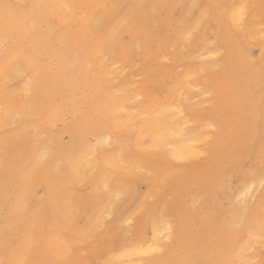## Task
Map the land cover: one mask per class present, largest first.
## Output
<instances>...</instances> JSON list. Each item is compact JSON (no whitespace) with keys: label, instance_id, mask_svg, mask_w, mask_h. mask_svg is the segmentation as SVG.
Masks as SVG:
<instances>
[{"label":"bare ground","instance_id":"bare-ground-1","mask_svg":"<svg viewBox=\"0 0 264 264\" xmlns=\"http://www.w3.org/2000/svg\"><path fill=\"white\" fill-rule=\"evenodd\" d=\"M261 13L260 0H0V264H83L64 254L85 240L111 255L103 264H140L145 253L147 264H247L244 252L264 242ZM187 24L202 26L200 41ZM179 47L225 54L226 69L206 79L216 101L207 116L186 107L194 77L169 79L156 64L179 65ZM139 49L149 58L132 86L121 73ZM16 79L29 93L20 106L1 92ZM188 187L203 192L199 207ZM165 195L185 213L142 204ZM136 211L140 245L114 249L117 222Z\"/></svg>","mask_w":264,"mask_h":264},{"label":"rangeland","instance_id":"rangeland-1","mask_svg":"<svg viewBox=\"0 0 264 264\" xmlns=\"http://www.w3.org/2000/svg\"><path fill=\"white\" fill-rule=\"evenodd\" d=\"M240 1V0H236ZM260 4L262 6V13H261V24L264 25V0H260ZM211 20H213V15L211 14ZM213 26V31L211 32L212 35H214L217 39H221L222 34L220 29L216 26L215 22H210V26ZM184 30V31H183ZM181 31H183V34L187 33H192L193 32V37L194 40L200 41L201 36L203 34V28L202 26L198 27L196 30L192 29V25H186L181 28ZM211 31V28H210ZM164 37L169 38V40L172 42V38H170V33H163ZM219 39V40H220ZM251 44V43H250ZM251 47L255 48L254 50L256 51V48L254 44H251ZM176 52L179 51V53L182 55L184 58L182 62H179V65L177 63H173L172 58L168 61L163 62L162 60L158 59L156 61L157 66L164 67L169 70L168 78L169 79H175L178 76L180 79L185 78V77H194L193 81L196 82V84H200L198 86V89H193L187 91V104L186 107H190V109L198 116H207L209 115V111L214 107L215 105V95L214 93H204L205 89L207 88L206 86L209 85L206 82V79L209 77V75H214V74H219L221 73V70L226 69V64H225V54L220 50L217 51V55L211 60L203 59V58H194L190 55V47L181 49L180 47L177 49H174ZM178 50V51H177ZM173 51V50H172ZM174 51V52H175ZM140 56L138 57L137 62H135L131 67L125 69L122 71L121 76L122 77H127V78H132L134 80L135 84L132 86H136L137 82L142 79L141 75H136L138 74L141 69H142V62L145 59H148L149 57L146 56L142 50L139 49ZM252 57H256V54H252ZM204 64H207L206 66L203 67ZM120 67L118 65L117 67L111 66L112 70L117 69ZM201 69V70H200ZM200 70V72H198ZM114 77V76H112ZM23 82L20 79H16L15 81H12L9 83V85L4 86L1 89V92H6L12 94L16 102H19V106L22 105L25 102V97L29 94L28 92L24 91L26 90L25 88H22L21 85ZM169 89H164L162 91L157 90L155 92H150L148 95L150 98H154V96H159L160 98H163L166 96L167 92ZM214 112H211L213 114ZM216 119L215 117L212 118L211 124H215ZM197 124V123H196ZM200 124H197L198 130L201 129L199 126ZM60 126V125H59ZM58 126V127H59ZM190 127L194 128L196 127L195 125H191ZM216 133V130L211 127V134ZM6 136V134H4ZM187 165V164H186ZM174 166L177 167L178 164L174 163ZM177 170L173 171V174H176ZM186 192L188 194H191V199H189L191 205L194 207H199L204 198V194L202 191H196L192 190L191 188H187ZM262 193V189H257L255 193L251 195V198L248 199L246 203V210H243V213L246 214L248 209L253 207L258 200L259 195ZM124 199H120L117 204L122 203ZM178 202V207L180 208V199L177 198H172L169 195H165L162 199H146L142 201L143 206L145 209H148L155 203H157V209L162 210L163 208H170L171 206L175 205V203ZM182 213L184 214V208H180ZM245 209V208H244ZM140 211V210H139ZM139 211L133 212L132 215L129 212H126L122 215L123 218H129L131 221H123L119 220L116 224V228L118 230V235L115 238V247L119 248L122 246H133L136 245L139 242L140 239V234H139V229L141 227V221H142V213H139ZM162 212V211H161ZM163 214V212H162ZM168 215V214H165ZM160 216V215H158ZM112 219L110 218H105L101 221L99 227L95 230L96 235L103 234L105 230L107 229V226L109 223H111ZM74 222L70 221L67 223V228L70 226H73ZM236 229H241L242 224L240 222V219H237L236 224H235ZM93 235H91L92 237ZM149 239V237L147 238ZM150 242L145 241V245L141 247V249L144 251L146 249V246ZM140 243L137 244L139 246ZM170 245L169 241L163 242V248H167ZM165 251V249H164ZM164 253L158 254L159 256H162ZM111 255L108 254L107 252H99L98 254L94 255L92 253L91 245L88 240H85L83 242H78L75 243L73 246V249L69 252H66L64 254L65 259H77L83 264H103L106 262L108 258H110ZM154 255L145 253L140 255L138 258L140 264H147L146 261L149 259L153 258ZM244 260L247 262V264H264V242L254 246L250 250L244 252ZM241 264V263H237Z\"/></svg>","mask_w":264,"mask_h":264}]
</instances>
